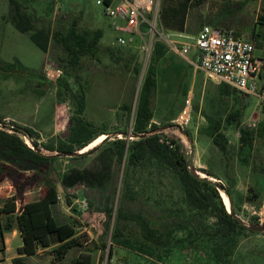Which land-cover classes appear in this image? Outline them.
Returning <instances> with one entry per match:
<instances>
[{
  "label": "rangeland",
  "instance_id": "rangeland-1",
  "mask_svg": "<svg viewBox=\"0 0 264 264\" xmlns=\"http://www.w3.org/2000/svg\"><path fill=\"white\" fill-rule=\"evenodd\" d=\"M20 1L35 19L33 30L44 26L54 32L60 24L72 23H77L81 30L101 28L104 30L102 47H112L110 43L115 31L105 15L103 0ZM181 1L161 0V9L167 5H178ZM216 4L218 1L214 0H190L183 31L185 42L193 43L191 37L209 23L208 11ZM9 11V0H0V117L4 118L0 127L8 129L11 123L32 127L41 150L55 154L58 151H49L43 144L58 142L68 136L71 120L77 112L78 97L84 92L86 103L83 117L97 130L111 136L105 140L107 143L100 142L87 149H94L90 153L60 155L48 170L47 178L64 197L63 202L54 209L55 216L60 222L75 225L78 245L62 259L57 257L53 247L41 248L38 255L26 260L27 264H264V231L251 229L239 237L238 245L230 256H215L200 242L194 245H188L187 242L184 246L176 244L152 256L140 252L137 247L129 248L114 243L112 232L117 206L112 217L105 214L102 206L110 185L117 184L119 190L123 185L125 165L116 159L111 141L122 137L139 138L132 133L133 111L130 112L125 105L135 109L137 91L141 89L150 57L146 58L137 43L131 47H113L119 57L129 60L128 63L115 61L109 54L102 53L99 59L88 60L84 69L76 68L64 60L65 55L53 40L45 52L28 33L16 28L10 20ZM161 25L166 32H173L166 29L163 23ZM168 49L159 66V85L153 101L152 123L159 127L156 132L164 140L178 141L188 161L200 175L212 174L213 181L230 190L232 209L243 223L264 224L261 220L264 217V174L253 168L252 155H246L241 149L239 131L241 126H255L264 118V102H259L256 95L238 94L229 86L227 92H223L220 83ZM195 54L196 48L191 45L188 55L194 58ZM6 63L17 65L7 72L3 69ZM47 67L59 73L56 83L46 80ZM137 67L140 69L138 74L135 72ZM189 99L188 113L185 114L188 121L179 124L191 136V141L179 128L161 129L178 123L179 115L188 106ZM237 109L242 111L238 118L233 115ZM217 121L218 131L228 139V156L216 146L207 131L216 128L214 124ZM117 132L120 134L114 135ZM127 132L133 136L128 137L124 134ZM25 138L33 146L29 138ZM104 162L107 169H102ZM72 168L102 169L108 179L102 188H92L82 182L65 186L62 177ZM21 172L23 178L5 175L0 182L4 195L11 189L13 195H18L19 206L40 197L45 187L41 179H32L31 170ZM128 181L136 193V200L127 201L125 207L145 213L156 223L169 215H173L176 222L183 225L189 224L194 214L198 218H206L209 223L215 220L214 217L196 214L187 207L177 174L164 165L147 162L132 167ZM67 194L76 195L71 205L67 203ZM81 199H86L90 205L85 210L79 208ZM225 206L231 211L227 204ZM123 232L125 237L131 239L139 237L138 228L131 221L125 225ZM187 233L185 228L179 229L175 237H185ZM82 260L87 262L81 263Z\"/></svg>",
  "mask_w": 264,
  "mask_h": 264
},
{
  "label": "trees",
  "instance_id": "trees-1",
  "mask_svg": "<svg viewBox=\"0 0 264 264\" xmlns=\"http://www.w3.org/2000/svg\"><path fill=\"white\" fill-rule=\"evenodd\" d=\"M9 3V16L15 27L28 33L33 42L45 52L49 50L53 40L59 51L65 55L64 60L71 66L84 69L88 60L99 59L102 53L109 54L115 61L129 62L128 59L119 57L113 47L105 49L102 47L101 39L104 30L101 28L81 30L77 23H72L70 25L60 24L54 32L44 26L33 30L36 26L35 19L28 13L23 3L20 0H9ZM189 7L190 0H182L178 5L164 6L161 9V23L173 32L185 31ZM212 20L211 18L210 21ZM210 21L208 24H211ZM168 50L166 43L159 40L155 42L135 109L132 110L130 105H125L130 112L133 111L132 133L136 137L143 134L145 136L134 139L122 137L111 141L116 159L120 163L124 162L125 176H123V185L120 190L117 184L110 185L104 197L102 210L108 217H112L115 205L117 206L112 232L114 243L129 248L137 247L140 252L149 256L176 244L184 246L187 242L188 245L200 242L215 256H230L238 245L239 237L249 228L235 215L234 209L233 212L227 210L216 181L194 175L189 169L190 162L178 141L162 139L161 134L155 132L159 127L152 123L154 119L153 101L159 85V66ZM15 65L17 63H6L3 69L11 72ZM139 71L138 67L135 68L137 74ZM46 80L51 83L49 79ZM220 87L223 92H227V85L221 84ZM234 91L241 93L236 89ZM85 103V93L82 92L78 97L76 115L71 120L70 132L65 139L43 144L49 151H58L59 154L56 155L37 151L26 142L25 137L38 144L35 140L38 136L32 127L21 126L17 123H11L8 129L0 127V182L5 175L23 178L21 171L31 170L32 179L34 181L41 179L45 185L40 197L28 200L21 206L18 205L17 194L4 198L0 192V218L5 214V222L0 225V239L16 224L23 240L22 245L17 249L15 264H27L28 256L36 254L41 248L48 247H53L57 257L62 259L78 245L75 225L60 222L55 216L54 209L59 203V191L57 186L47 178V172L60 155L66 156V154L84 149L99 135H104L105 131L97 130L83 117ZM233 115L237 118L241 117L242 111L237 109ZM0 120L4 122V118L0 117ZM218 124L217 121L214 124L216 128L207 131L216 146L225 156H228V139L218 131ZM152 131L153 134H148ZM239 131L241 149L246 155H252L253 168L264 174V118L255 126L248 124L241 126ZM147 162H156L173 170L178 176L187 207L201 216L214 217V222L209 223L206 218H198L194 214L187 225L177 223L173 215L156 223L145 213L126 208L127 201L136 200V193L131 189L128 181L129 171L132 167L145 165ZM104 166L102 169H107L105 162ZM102 169L72 168L63 175L62 182L65 186H75L82 182L92 188H102L108 179ZM225 190L231 199L230 190L227 187ZM118 191L119 196L117 197ZM74 197L76 198V195H66L68 205L73 203ZM127 221L136 224L139 237L131 239L124 236L123 229ZM183 228L188 230L187 235L176 238V231ZM84 262L87 261L82 260L81 263Z\"/></svg>",
  "mask_w": 264,
  "mask_h": 264
},
{
  "label": "built area",
  "instance_id": "built-area-1",
  "mask_svg": "<svg viewBox=\"0 0 264 264\" xmlns=\"http://www.w3.org/2000/svg\"><path fill=\"white\" fill-rule=\"evenodd\" d=\"M105 15L115 31L112 47H131L139 43L148 59L157 40L166 43L171 51L185 59L195 69L220 84L236 89L244 95H257L264 102V92L257 81L263 61L255 55V43L237 35L235 29L204 24L193 43L183 40V32H166L161 25V0H103ZM196 48L194 58L188 54L190 46ZM48 79L56 83L59 73L46 68ZM188 106L179 115L178 123L188 121ZM179 124V125H180ZM27 142V141H26ZM30 145V144H29ZM64 197L59 192V203ZM88 201L81 199L79 208H88ZM264 221V217H261Z\"/></svg>",
  "mask_w": 264,
  "mask_h": 264
},
{
  "label": "crops",
  "instance_id": "crops-1",
  "mask_svg": "<svg viewBox=\"0 0 264 264\" xmlns=\"http://www.w3.org/2000/svg\"><path fill=\"white\" fill-rule=\"evenodd\" d=\"M214 1H218V4L209 9L208 22L212 18V22L210 21L212 25L233 28L239 36L254 41L255 55L264 63V0ZM257 81L260 91L264 92V65ZM9 187L12 188V186ZM2 188L0 185L2 197L6 198L13 195L11 193L12 189L4 195ZM4 222L5 214L0 218V225ZM22 243L23 240L18 226L14 224L12 230L5 232L3 238L0 239V264H15L14 258L18 255L17 249ZM41 251L40 249L36 254L28 256L27 260L38 255Z\"/></svg>",
  "mask_w": 264,
  "mask_h": 264
},
{
  "label": "water",
  "instance_id": "water-1",
  "mask_svg": "<svg viewBox=\"0 0 264 264\" xmlns=\"http://www.w3.org/2000/svg\"><path fill=\"white\" fill-rule=\"evenodd\" d=\"M139 91H137V93H138ZM175 128H179V131L182 133V134H184L186 137H187V139L189 140V141H191V136L188 134V133H186V131L184 130V129H182L181 127H180V125L179 124H177V123H174V124H170V125H167V126H164V127H162L161 129H175ZM156 132V131H155ZM154 132L152 131V132H149L148 134H153ZM115 134H117V135H119L120 133L119 132H117V133H114V135ZM125 135H127L128 137H131V136H133L132 134H131V132H127V133H124ZM102 135V134H101ZM105 135V134H104ZM100 136V135H99ZM113 136V135H112ZM135 136V135H134ZM143 136H145V134H143V135H139V137H143ZM111 136H106L105 135V138L103 139V141H101V142H104L105 140H108L109 138H110ZM30 141H31V143H32V147L35 149V150H37V151H40V152H42V153H44V154H48V155H56V154H59V152H57V153H55V154H53V153H45V152H43L42 150H41V148L37 145V144H35V143H33V140H31V139H29ZM28 143V142H27ZM95 149H96V147H95ZM94 149H91V150H84L83 148L82 149H80V150H77V151H75V152H72V153H69V154H66V155H68V156H79V155H84V154H86V153H90V152H92ZM189 169H190V171L194 174V175H197V176H201V177H205V178H208V179H210V180H212V178L213 177H211L210 175H200V173L197 171V169L195 168V166L193 165V164H190L189 165ZM217 183V187H218V189H222V191H225L226 192V190H225V187L223 186V185H221L220 183H218V182H216ZM227 193V192H226ZM228 195V194H227ZM231 201V200H230ZM231 211H229V212H233V209H232V206H231V209H230ZM237 216V215H236ZM238 217V216H237ZM239 218V217H238ZM240 219V218H239ZM240 221H241V219H240ZM242 222V221H241ZM243 223V222H242ZM244 225H246L249 229H251V230H254V231H259V232H263L264 231V224H260V225H258V224H253V223H249V224H245V223H243Z\"/></svg>",
  "mask_w": 264,
  "mask_h": 264
},
{
  "label": "bare ground",
  "instance_id": "bare-ground-1",
  "mask_svg": "<svg viewBox=\"0 0 264 264\" xmlns=\"http://www.w3.org/2000/svg\"><path fill=\"white\" fill-rule=\"evenodd\" d=\"M180 136V135H179ZM105 138V135H101L99 136L98 139H96V141H93L90 145H88L86 148H84V150H87L89 148H93V146H95L96 144L100 143L101 141H103V139ZM223 199L225 201V204H227L229 210L231 209V203H230V199L229 196L227 195V193L225 191L221 192Z\"/></svg>",
  "mask_w": 264,
  "mask_h": 264
}]
</instances>
